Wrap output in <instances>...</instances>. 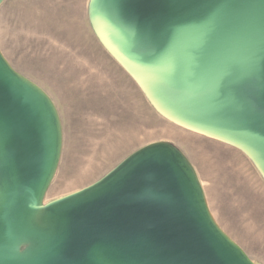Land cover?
Here are the masks:
<instances>
[{
  "label": "water",
  "instance_id": "obj_1",
  "mask_svg": "<svg viewBox=\"0 0 264 264\" xmlns=\"http://www.w3.org/2000/svg\"><path fill=\"white\" fill-rule=\"evenodd\" d=\"M88 18L160 116L241 151L264 179V0H90ZM62 151L55 103L0 48V264H256L174 144L46 202Z\"/></svg>",
  "mask_w": 264,
  "mask_h": 264
},
{
  "label": "rangeland",
  "instance_id": "obj_2",
  "mask_svg": "<svg viewBox=\"0 0 264 264\" xmlns=\"http://www.w3.org/2000/svg\"><path fill=\"white\" fill-rule=\"evenodd\" d=\"M90 0H5L0 48L12 67L55 103L63 151L50 202L102 179L142 147L177 146L195 168L220 227L264 264V179L239 150L160 116L105 51L88 18Z\"/></svg>",
  "mask_w": 264,
  "mask_h": 264
},
{
  "label": "crops",
  "instance_id": "obj_3",
  "mask_svg": "<svg viewBox=\"0 0 264 264\" xmlns=\"http://www.w3.org/2000/svg\"><path fill=\"white\" fill-rule=\"evenodd\" d=\"M116 62V61H115ZM117 63V62H116ZM118 64V63H117ZM119 65V64H118Z\"/></svg>",
  "mask_w": 264,
  "mask_h": 264
}]
</instances>
